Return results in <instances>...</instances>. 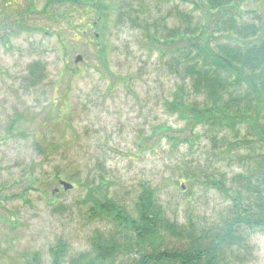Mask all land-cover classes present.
Returning <instances> with one entry per match:
<instances>
[{
  "label": "rangeland",
  "instance_id": "374dc122",
  "mask_svg": "<svg viewBox=\"0 0 264 264\" xmlns=\"http://www.w3.org/2000/svg\"><path fill=\"white\" fill-rule=\"evenodd\" d=\"M5 1L0 0V264H27L34 252L48 264L57 239L67 243L68 264L89 251L95 233L110 236V224L88 217L83 198L89 189L134 213L141 187L149 186L170 220L191 223L197 231L220 224L241 185L236 176L248 175L264 148L243 144L238 152L226 151L202 131L191 144L173 145L167 136L191 139L183 121L163 108L179 79L157 50L145 46L143 32L151 27L141 29L129 17L114 25L115 9L132 6L148 24L156 21L158 33L184 14L190 27L211 31L202 6L196 0H105L109 22L93 32L108 51L106 71L90 41L76 34L67 51L58 39L64 29L57 26L73 22L87 7L91 21L97 19L91 5L70 7L64 17L48 8L17 23L29 2L39 11L46 0ZM66 5L55 4L65 11ZM239 12L244 21L264 27V0H244ZM34 25L47 30L31 31ZM35 60L45 78L32 87L26 69ZM163 125L169 129L159 130ZM54 174L59 178L51 179ZM59 179L72 186L64 190ZM247 246L233 264H264V231L250 233ZM127 259L120 254L114 264Z\"/></svg>",
  "mask_w": 264,
  "mask_h": 264
},
{
  "label": "trees",
  "instance_id": "16d2710c",
  "mask_svg": "<svg viewBox=\"0 0 264 264\" xmlns=\"http://www.w3.org/2000/svg\"><path fill=\"white\" fill-rule=\"evenodd\" d=\"M89 1L46 0L39 11L31 1L25 11L17 13L15 22L20 23L21 16L28 18L33 12L47 13L48 8L64 17L75 5L84 9L85 5H91L97 19L91 21L88 7L81 15L76 14L78 17L73 22L65 18L66 25L57 26V29H64L62 33L58 31V39L67 51L70 49L68 43L76 34L90 41L95 45L102 68L109 71L105 57L108 51L93 31L109 22V12L104 10L110 5L105 0ZM243 1L192 2L202 6L204 19L214 26L211 31L206 25L190 27L189 16L184 14L171 29L158 33L156 21L148 24L134 7L125 11L115 9V27L122 26L129 17L141 29L152 28V31L143 32L145 46L157 50L170 74L179 79L170 98L163 101V108L167 114L183 121L191 139H177L165 134L175 141L173 145L191 144L202 131L210 136L214 147L226 151L238 152L243 144H259V150L264 148V27L243 20L239 12ZM61 2L67 3L66 11L55 6ZM130 12L134 17H130ZM85 14V20L76 24V20ZM74 15V11L71 12V17ZM72 23L75 27L71 31ZM29 29L47 30L35 25ZM159 44L167 49L162 50ZM26 73L32 87L45 78L39 60L29 63ZM72 75H69L70 79ZM168 129L165 125L159 128L161 131ZM260 155L261 159L253 161L248 175L236 176L241 185L235 191L228 214L220 224L203 231H197L191 223L186 226L170 220L149 186L141 187L133 206L134 213L108 194L95 195L93 189H89L83 198L89 219L105 221L111 225L113 233L108 237L95 233L89 251L69 259L68 264H114L118 255L123 254L127 259L130 253L124 264H233V259L238 260L236 258L241 255L239 250L245 252L243 248H248L250 233L264 231V154ZM50 178L56 180L59 175ZM103 181L100 176L99 182ZM223 186L220 183V187ZM48 254V264H64L67 243L57 239L49 247ZM28 261L27 264H41L38 252H34Z\"/></svg>",
  "mask_w": 264,
  "mask_h": 264
},
{
  "label": "water",
  "instance_id": "95a60500",
  "mask_svg": "<svg viewBox=\"0 0 264 264\" xmlns=\"http://www.w3.org/2000/svg\"><path fill=\"white\" fill-rule=\"evenodd\" d=\"M81 59L79 56L75 58V62H78V60ZM59 183L63 186V188L66 190L71 187V185L63 180H60Z\"/></svg>",
  "mask_w": 264,
  "mask_h": 264
}]
</instances>
